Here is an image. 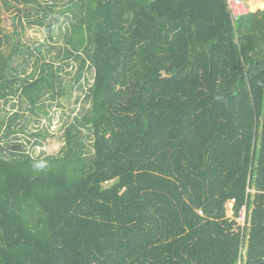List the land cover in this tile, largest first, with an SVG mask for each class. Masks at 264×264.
Segmentation results:
<instances>
[{"label": "trees", "instance_id": "trees-1", "mask_svg": "<svg viewBox=\"0 0 264 264\" xmlns=\"http://www.w3.org/2000/svg\"><path fill=\"white\" fill-rule=\"evenodd\" d=\"M1 9L14 32L0 27V264H264L263 12L234 23L226 0ZM32 27L46 37L27 46ZM74 94L59 150L35 153Z\"/></svg>", "mask_w": 264, "mask_h": 264}, {"label": "rangeland", "instance_id": "rangeland-1", "mask_svg": "<svg viewBox=\"0 0 264 264\" xmlns=\"http://www.w3.org/2000/svg\"><path fill=\"white\" fill-rule=\"evenodd\" d=\"M245 7L248 12H256L259 10H264V0H243ZM13 13H8L4 9L0 10V27L4 28L6 32L13 33L14 26L11 20ZM19 30V29H18ZM45 33L42 29L32 27L26 28L23 33L20 35L22 42L27 46H35L43 43L45 40ZM91 81V80H90ZM76 94H74L69 100H62L63 109H55L50 114V122H44V125L47 126L50 134L53 135L52 139L47 140L42 148H35V153L43 152L44 154H54L56 153L61 146V134H62V126L66 121V115L70 113V111L76 108L78 109L79 104H74ZM232 202L227 203V216L232 217L231 210ZM244 213H241L240 218L237 220L238 224L243 225Z\"/></svg>", "mask_w": 264, "mask_h": 264}, {"label": "built area", "instance_id": "built-area-1", "mask_svg": "<svg viewBox=\"0 0 264 264\" xmlns=\"http://www.w3.org/2000/svg\"><path fill=\"white\" fill-rule=\"evenodd\" d=\"M226 5L234 23L248 13L243 0H226Z\"/></svg>", "mask_w": 264, "mask_h": 264}, {"label": "clouds", "instance_id": "clouds-1", "mask_svg": "<svg viewBox=\"0 0 264 264\" xmlns=\"http://www.w3.org/2000/svg\"><path fill=\"white\" fill-rule=\"evenodd\" d=\"M32 167L35 171H42L47 167V161L45 159L33 158Z\"/></svg>", "mask_w": 264, "mask_h": 264}, {"label": "crops", "instance_id": "crops-1", "mask_svg": "<svg viewBox=\"0 0 264 264\" xmlns=\"http://www.w3.org/2000/svg\"><path fill=\"white\" fill-rule=\"evenodd\" d=\"M259 11H261V12H263V13H264V10H262V9H261V10H259ZM256 12H257V11H256ZM256 12H253V13H256ZM248 13H251V12H248Z\"/></svg>", "mask_w": 264, "mask_h": 264}]
</instances>
